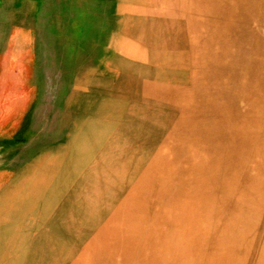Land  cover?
<instances>
[{
    "label": "rangeland",
    "instance_id": "374dc122",
    "mask_svg": "<svg viewBox=\"0 0 264 264\" xmlns=\"http://www.w3.org/2000/svg\"><path fill=\"white\" fill-rule=\"evenodd\" d=\"M0 264H264V0H0Z\"/></svg>",
    "mask_w": 264,
    "mask_h": 264
},
{
    "label": "bare ground",
    "instance_id": "6f19581e",
    "mask_svg": "<svg viewBox=\"0 0 264 264\" xmlns=\"http://www.w3.org/2000/svg\"><path fill=\"white\" fill-rule=\"evenodd\" d=\"M100 39H101V38H100ZM92 66H93V65H92ZM92 78H93V77H92ZM74 103H75V102H74ZM72 107H73V106H72ZM77 107H78V106H77ZM67 113H68V112H67ZM64 123H65V122H64ZM47 132H48V131H47ZM43 142H44V141H43ZM43 142H42V143H43ZM48 142H49V141H48ZM40 169H41V168H40ZM39 203H40V202H39Z\"/></svg>",
    "mask_w": 264,
    "mask_h": 264
}]
</instances>
